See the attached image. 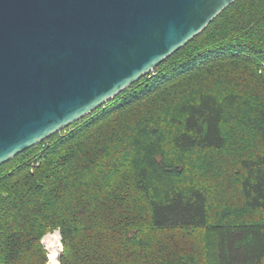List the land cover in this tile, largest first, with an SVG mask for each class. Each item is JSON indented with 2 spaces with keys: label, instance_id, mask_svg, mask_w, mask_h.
Here are the masks:
<instances>
[{
  "label": "trees",
  "instance_id": "16d2710c",
  "mask_svg": "<svg viewBox=\"0 0 264 264\" xmlns=\"http://www.w3.org/2000/svg\"><path fill=\"white\" fill-rule=\"evenodd\" d=\"M56 228L60 264H264V0L0 166V264Z\"/></svg>",
  "mask_w": 264,
  "mask_h": 264
},
{
  "label": "water",
  "instance_id": "95a60500",
  "mask_svg": "<svg viewBox=\"0 0 264 264\" xmlns=\"http://www.w3.org/2000/svg\"><path fill=\"white\" fill-rule=\"evenodd\" d=\"M237 0H0V166L107 104Z\"/></svg>",
  "mask_w": 264,
  "mask_h": 264
},
{
  "label": "built area",
  "instance_id": "2783aa9c",
  "mask_svg": "<svg viewBox=\"0 0 264 264\" xmlns=\"http://www.w3.org/2000/svg\"><path fill=\"white\" fill-rule=\"evenodd\" d=\"M42 245L45 246V248H50L51 251L56 249V257L51 258V254L48 255L49 262L48 264H57V256L59 251H61V241H60V235L58 232H54L53 234L47 235L45 238L41 241Z\"/></svg>",
  "mask_w": 264,
  "mask_h": 264
},
{
  "label": "rangeland",
  "instance_id": "374dc122",
  "mask_svg": "<svg viewBox=\"0 0 264 264\" xmlns=\"http://www.w3.org/2000/svg\"><path fill=\"white\" fill-rule=\"evenodd\" d=\"M54 232H58L59 235H60L61 251H59L58 256H57V264H60V262H59V258H60V255H61V253H62L63 246H62V237H61V233H60V230H59L58 228H56V229H52V230L48 231V232H47V233L41 238V240H40V245L42 246V248H43V250H44V252H45V256H46V264H48V262H49L48 255L51 254V249H50V248H45V246L42 245L41 241H42V239L45 238L47 235H49V234H53Z\"/></svg>",
  "mask_w": 264,
  "mask_h": 264
},
{
  "label": "bare ground",
  "instance_id": "6f19581e",
  "mask_svg": "<svg viewBox=\"0 0 264 264\" xmlns=\"http://www.w3.org/2000/svg\"><path fill=\"white\" fill-rule=\"evenodd\" d=\"M56 249H54V250H52L51 251V258H54L55 259V257H56Z\"/></svg>",
  "mask_w": 264,
  "mask_h": 264
}]
</instances>
